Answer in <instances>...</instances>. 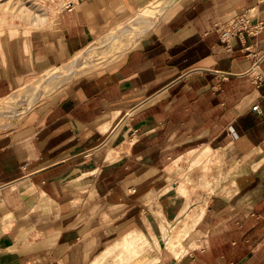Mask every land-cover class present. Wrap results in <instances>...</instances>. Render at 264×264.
<instances>
[{
    "label": "crops",
    "instance_id": "crops-1",
    "mask_svg": "<svg viewBox=\"0 0 264 264\" xmlns=\"http://www.w3.org/2000/svg\"><path fill=\"white\" fill-rule=\"evenodd\" d=\"M153 1L74 0L47 27L1 31L0 101ZM245 11L264 22V0H177L108 63L0 127V264H90L133 229L163 241L192 208L172 170L225 149L244 172L209 197L194 246L156 264H264V84L245 74V45L264 52V28L230 44L214 30Z\"/></svg>",
    "mask_w": 264,
    "mask_h": 264
},
{
    "label": "rangeland",
    "instance_id": "rangeland-1",
    "mask_svg": "<svg viewBox=\"0 0 264 264\" xmlns=\"http://www.w3.org/2000/svg\"><path fill=\"white\" fill-rule=\"evenodd\" d=\"M73 1L74 0H0V32L7 29H33L47 27L55 21L60 11ZM157 1L158 0H155L152 3L148 4L147 6L139 10L136 14L128 18L126 21L122 22L121 24H117L112 30H115L117 28H124L127 25H132L141 12L151 11ZM150 18H152L151 21H153L154 23L158 16H150ZM150 26L151 24H148L135 34L133 33V29L130 30V34L131 36H133L129 37L127 40L129 41L128 44L126 46H122L121 48H117V46L120 45V42H118L119 39L117 35L113 36L109 41L105 40L104 35L99 40L93 42L91 45L82 50L74 58L64 63H69L74 60L86 61L96 59L98 61L96 64H89L87 66L83 65L78 73L86 70H94L108 63L110 59H112V57H114L117 53H120L124 49H126L129 45L133 43V41L138 37L139 34L143 33L142 36L146 34ZM62 64L46 71L43 74L30 78L23 85H26V88L20 89L19 91L13 93V97L9 96L10 98L7 97L0 101V127L9 126L12 123H15L23 112L30 109V105L33 102L49 95L45 94L43 96L38 97L37 99L33 100L28 105H26L20 112H17L14 107L11 108V104L15 103L18 99H20L23 93H26L32 90V88L41 85L43 82L47 81V79H49L55 73L56 69H58V67ZM59 87H57L56 89H58ZM7 119H10L11 122H6ZM4 129L5 128H0V131ZM226 152H229V150L225 149L222 153V156H224L225 158L222 159V156L220 154L218 160L214 161V163L210 161L212 154H205L203 156L206 157L204 162L197 160L188 169L183 166L189 161L186 158L185 161H181L179 164H177L175 170H172V172L179 176L178 185L180 186V189L182 190L183 194H185L186 196V202L183 208L189 205V207L192 208L187 210V212H189L188 216L187 214L181 216L182 221L180 223L178 221L180 215L175 218L176 221H171V223L174 224V227L172 229L173 231L162 232V238L165 246L166 242L169 239H172V243L174 244L173 249H170L168 246H166L167 249L164 248L163 241H160L159 238L160 231L157 232V243H159L157 249L160 252V257L162 256L164 257V259H167L171 256L169 251L175 250V248L179 246H181V252H183V250L186 249L183 243L186 247H188L189 250L194 246L195 243H192V237L195 232L192 233V231L194 228H197V226L199 225V221H201V219L204 217L207 204L210 200L209 197L211 195H215L217 193V189H219L221 185H224L226 183L232 185L231 182H233L235 175L238 174L239 176L244 172L243 166L246 162V158L243 160L242 158H235L231 155L226 156ZM201 162L202 164L200 165L199 163ZM254 168L257 169L256 166H254ZM219 182H221L220 185L215 187V183ZM213 187H215L214 190ZM199 205L201 206L199 207ZM200 209L201 215L198 216L197 212ZM182 212H184V210ZM181 225H184V230H186L183 236L178 235L182 232V229L180 228ZM187 230H189V233H186ZM112 241L114 240L111 239L108 243ZM175 256L177 258H180L182 254L178 253V251L175 250ZM137 258V253H134L130 250H126L125 255H122L120 257L113 258V256H110L106 260L105 264H156L161 260L160 258V260L154 262L151 260H146L145 257H142L141 260Z\"/></svg>",
    "mask_w": 264,
    "mask_h": 264
},
{
    "label": "bare ground",
    "instance_id": "bare-ground-1",
    "mask_svg": "<svg viewBox=\"0 0 264 264\" xmlns=\"http://www.w3.org/2000/svg\"><path fill=\"white\" fill-rule=\"evenodd\" d=\"M176 2L177 0H158L151 11L140 13V15L136 18V21L133 23L134 25H127L124 28H117L112 31L110 30L107 34H105V40L109 41L113 36L117 35L119 39L118 42H120V45H118L117 48H121L124 45L126 46L129 42L127 41L128 38L133 36H131L130 30L133 29V33L135 34L148 24H153V21H151L152 18H150V16L160 17V14L165 11V9L169 8ZM97 62L98 61L96 59H91L86 61L74 60L72 62L62 64L58 67V69H56L55 73L49 79H47V81L32 88V90L23 93L20 99L11 104V108L14 107L17 112H20L33 100L45 94L52 93L57 87L66 82L69 78L75 76L83 65H94ZM115 155L116 152L114 154H110V157H115ZM225 155L229 156L230 154L229 152H226ZM223 158L225 157L222 156V159ZM160 223L162 224V221ZM158 245L159 243H157V237L155 234L149 235L141 229L129 230L121 237L110 242L99 255H96L90 264H105L106 260L110 256H113V258L120 257L125 255L126 250L137 253V259L139 260H141L142 257H145L146 260L157 262L161 258L160 252L157 249ZM166 246H168L170 249H173L174 244L172 243V239H169L166 242Z\"/></svg>",
    "mask_w": 264,
    "mask_h": 264
},
{
    "label": "built area",
    "instance_id": "built-area-1",
    "mask_svg": "<svg viewBox=\"0 0 264 264\" xmlns=\"http://www.w3.org/2000/svg\"><path fill=\"white\" fill-rule=\"evenodd\" d=\"M263 28L264 22L259 20L254 21L253 15L247 11L236 15L229 21L216 22L214 24V30L219 33L221 40L226 44H230L235 37L242 38L245 33L256 37L263 30ZM245 48L248 51V57L251 60V65L245 74L252 79L255 85L260 86L264 84V70L262 69L264 52H260L257 43L254 45H245ZM189 75L190 73L181 75L177 81L175 80L174 83L183 79H188ZM230 75L231 74L229 72L217 73V76L221 77L222 79H227ZM253 109L262 111L258 104L254 105Z\"/></svg>",
    "mask_w": 264,
    "mask_h": 264
}]
</instances>
